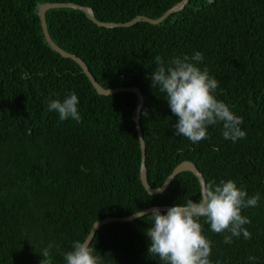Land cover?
Instances as JSON below:
<instances>
[{"label": "trees", "instance_id": "obj_1", "mask_svg": "<svg viewBox=\"0 0 264 264\" xmlns=\"http://www.w3.org/2000/svg\"><path fill=\"white\" fill-rule=\"evenodd\" d=\"M66 1L90 7L97 20L123 22L156 18L180 0H0V264H40L49 242L60 245V252L51 250L52 264H64L61 253L83 241L96 219L199 199L189 171L177 173L162 192L144 190L134 94H97L80 67L43 38L37 5ZM44 18L50 39L77 55L103 87L141 91L151 188L176 163L190 160L205 184L230 179L249 196L259 194L256 207L241 210L251 221L244 226L250 239L241 235L227 244L230 233L212 232L203 218L200 223L211 241V264H264V0H188L157 24L127 27L96 26L71 8L47 9ZM197 51L204 55L197 67H207L219 83L216 98L243 118L245 138L225 139L222 124L208 126V138L195 144L174 135L178 118L165 94L151 87L154 58L167 63ZM69 93L78 97L80 122L47 110L49 99ZM148 226V217L103 224L89 246L101 264H163L148 254Z\"/></svg>", "mask_w": 264, "mask_h": 264}, {"label": "clouds", "instance_id": "obj_2", "mask_svg": "<svg viewBox=\"0 0 264 264\" xmlns=\"http://www.w3.org/2000/svg\"><path fill=\"white\" fill-rule=\"evenodd\" d=\"M154 59L157 67L149 77L151 87L165 94L171 112L178 118L172 125L174 135L186 137L195 144L208 138V126L222 124L225 139L235 142L245 138L246 133L240 127L243 118L216 98L218 81L209 76L207 67L203 70L197 67L204 59L202 52L197 51L191 57H174L167 63L160 56ZM78 103L77 95L69 93L63 100L49 99L47 110L58 113L61 121L71 118L80 122ZM156 191L162 192V189L157 187ZM259 200L258 193L249 196L234 181L222 179L219 183L203 185L196 201L186 199L184 204H175L164 214L155 207L148 212L135 210L134 216L148 217L151 221L145 231L150 241L148 254L158 257L163 264H211V241L202 232L201 218L212 232L230 233L224 235L227 244L241 235L247 240L251 233L244 226L251 221L241 210L256 207ZM90 243L87 239L73 242L71 250L61 253L64 264H101V257L93 254ZM54 247L60 252V245L52 242L41 250L40 264H52Z\"/></svg>", "mask_w": 264, "mask_h": 264}, {"label": "water", "instance_id": "obj_3", "mask_svg": "<svg viewBox=\"0 0 264 264\" xmlns=\"http://www.w3.org/2000/svg\"><path fill=\"white\" fill-rule=\"evenodd\" d=\"M187 1L188 0H180L179 2L173 4L168 9H166L161 15H159L156 18H149V17H145V16H141V15H136V16L132 17L131 19L123 21V22H103V21L97 20L94 17L92 9L90 7L83 6V5L76 4L73 2H69V1H66V2H42L39 5H37V8H36V15L38 17L40 30H41L43 38H44L46 44L48 45V47L51 50H53L54 52L58 53L61 57L69 58V59L73 60L80 67V71L86 76L89 83L91 84V86L93 87V89L95 90V92L97 94L108 95V94H113V93L122 92V91H128V92L134 94L136 100H135V106L133 109V114L131 116V119L134 123L135 133H136V136L138 139L139 149H140L139 180H140V183L143 186L144 190L146 192L148 190L152 194H156L159 192L156 191L157 187L151 188L147 184L146 177H145L144 142L142 139L141 130H140V126H139V110H140V107L143 103V96L141 94V91L139 90V88H137L135 86H117V87H110V88L109 87H103L102 82H97L95 80V78L90 74L86 64L77 55L64 51L63 49L58 47L50 39V37L47 33V29H46L44 13L47 9H51V8H71V9H76V10L81 11L96 26H101V27H105V28L127 27V26H130V25L140 21V20L148 22L150 24H157V23L161 22L168 14L174 13V12L182 9V7L184 6V4ZM181 171L191 172L196 177L200 188L203 185H205V182H204V179H203L201 173L197 170V168L195 167L193 162H191L190 160H182L173 166L171 171L165 177L162 184L159 186L162 189V191L169 185V183L171 182L173 177ZM153 207L158 208L159 210H162V211H167V209L171 206H169V205H152L150 207L144 208V209L139 210V211L148 212ZM134 218H136V217L134 216V213H132V214L126 215V216H106L103 218L96 219L95 221L92 222V224H91V226H90V228H89V230H88V232L85 235L83 240L87 239L90 242V239L94 235L95 230L103 224L110 223V222H117V221H119V222L130 221Z\"/></svg>", "mask_w": 264, "mask_h": 264}]
</instances>
